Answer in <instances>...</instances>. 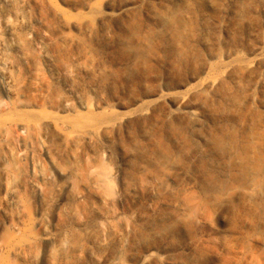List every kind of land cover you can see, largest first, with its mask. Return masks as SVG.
Here are the masks:
<instances>
[{
    "label": "rangeland",
    "instance_id": "1",
    "mask_svg": "<svg viewBox=\"0 0 264 264\" xmlns=\"http://www.w3.org/2000/svg\"><path fill=\"white\" fill-rule=\"evenodd\" d=\"M236 11L0 0V264H264V0ZM174 15L195 36L164 30L128 75L114 41L128 20L155 32ZM218 137L229 156L215 154ZM206 155L227 173L222 196L202 194ZM167 222L174 236L159 233Z\"/></svg>",
    "mask_w": 264,
    "mask_h": 264
},
{
    "label": "bare ground",
    "instance_id": "2",
    "mask_svg": "<svg viewBox=\"0 0 264 264\" xmlns=\"http://www.w3.org/2000/svg\"><path fill=\"white\" fill-rule=\"evenodd\" d=\"M234 4L237 7V16L239 18L243 17L245 11L247 10L248 4H250L251 0H233ZM161 28L159 31L155 32H143V28L136 22L135 19L130 18L127 22L126 29L123 33L118 35L115 38V43L118 45L120 50L121 58H123L127 65V73L128 75L133 74L135 67L141 65H147L149 62L150 54L153 50L154 40L156 38H161L164 30L170 29L173 31V34L176 38H191L195 36V28L190 26L180 15H174L170 17H160L158 19ZM194 29V30H193ZM177 59L180 63H183L187 54L182 51L176 52ZM197 118L196 114L192 113V116L189 121V126L194 127L197 126ZM180 136V134H179ZM181 140L180 144L181 147L185 149V147H196V143L189 139L188 136H185L181 133ZM201 140H205L204 137ZM212 148L217 154L219 158L227 157L231 153V146L226 144L225 139L218 137L217 139H213L211 141ZM196 150L197 147L195 148ZM158 153L161 159H164L171 165H180L183 163L182 155L180 154L179 150H173L170 148L161 147L158 149ZM142 157V156H141ZM211 155H206L202 157V162L204 164V187L202 190V194L205 196H222L224 195L226 181L225 177H227V173L224 172L218 173L214 172L213 168H209L213 166L214 160ZM159 177V175L157 176ZM256 177H259L257 174ZM159 187L160 190H165L167 188V184L163 180H159ZM177 210L184 211L188 208L181 203H176ZM196 210L197 208L195 205L191 207V210ZM167 232L170 235L174 236L176 233V229L172 223H165L161 228H159V233ZM142 239L145 240V234H143Z\"/></svg>",
    "mask_w": 264,
    "mask_h": 264
}]
</instances>
